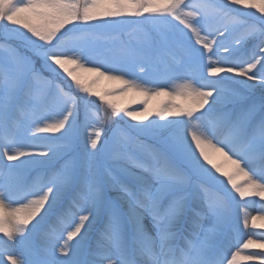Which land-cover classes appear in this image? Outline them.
<instances>
[{
    "label": "snow or ice",
    "instance_id": "6c2138e0",
    "mask_svg": "<svg viewBox=\"0 0 264 264\" xmlns=\"http://www.w3.org/2000/svg\"><path fill=\"white\" fill-rule=\"evenodd\" d=\"M253 197L264 0H0V264H264Z\"/></svg>",
    "mask_w": 264,
    "mask_h": 264
},
{
    "label": "rangeland",
    "instance_id": "374dc122",
    "mask_svg": "<svg viewBox=\"0 0 264 264\" xmlns=\"http://www.w3.org/2000/svg\"><path fill=\"white\" fill-rule=\"evenodd\" d=\"M136 36H137V34L134 33L132 37L125 35L122 38L125 40H128V39H135ZM37 66H39V65H37ZM118 87H119V85H117L115 82L107 81V80H104L103 78H101L99 83L95 86L97 91H111V90L118 88ZM143 99L144 98L142 96H139L137 94H132V93L123 94V95H120L118 97L113 98L114 102L117 103L119 106L127 107L130 110L131 109L142 110L143 105H141L139 102ZM255 99H256L257 103H259V101H260L259 96L256 95ZM166 100H167L166 97H161V98H158L156 100L149 99L147 107L150 110H154L159 105L160 102L166 101ZM173 102H175V101H173ZM125 119H127V118H125ZM169 119H171V118H169ZM149 120H157L158 121V117H156L155 115H152L149 117ZM128 122L129 123H138L136 121H131V120H128ZM147 122L148 121H144V123H147ZM158 122L163 123V121H158ZM228 190L232 191L230 187ZM235 195L236 194L233 193V196H235ZM236 199L239 200V197L236 196ZM248 200H249L248 210L252 215H255L257 213V211L264 210V209H261V204H264V202L260 201L259 198L253 197V198H248ZM259 223H260V221H257V224H259ZM242 231H244V230L242 229ZM247 231H250V232L254 231V233L256 235H259L261 232H264V229H259V228L256 230L248 229ZM241 238L243 239L246 237L242 236ZM249 251H257L258 252L259 250L258 249H250Z\"/></svg>",
    "mask_w": 264,
    "mask_h": 264
},
{
    "label": "trees",
    "instance_id": "16d2710c",
    "mask_svg": "<svg viewBox=\"0 0 264 264\" xmlns=\"http://www.w3.org/2000/svg\"><path fill=\"white\" fill-rule=\"evenodd\" d=\"M258 93H259V92H258ZM258 93H257L256 95L259 96V98H260V93H259V94H258Z\"/></svg>",
    "mask_w": 264,
    "mask_h": 264
}]
</instances>
